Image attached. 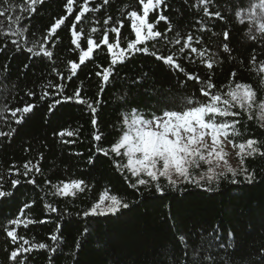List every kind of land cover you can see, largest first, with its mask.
<instances>
[{"label": "trees", "instance_id": "obj_1", "mask_svg": "<svg viewBox=\"0 0 264 264\" xmlns=\"http://www.w3.org/2000/svg\"><path fill=\"white\" fill-rule=\"evenodd\" d=\"M82 2L76 0L74 11L69 15L66 0H45L36 6L34 13H24L21 26L28 31L23 36L0 34V131L12 132L10 136L0 137V190L12 193L0 198V264H11L8 254L16 245L4 229L9 219L18 217L26 203L31 207L25 208L19 218L36 222L27 228L23 225L16 228L19 235L32 243L52 245L50 236L59 224L58 235L62 237L55 253L33 249L26 254L27 264H264V157L257 154L244 159V167L254 175L251 183L244 180L243 174H238V182L232 183L229 173L227 179L211 184L180 182L173 188L161 178L164 188L161 193L154 187L140 186L137 190L130 186L135 178L127 170H117L113 163L114 160L126 163V157L96 153L97 146L110 147L122 135L121 128H126L122 125V113L136 108L159 114L161 108L176 107L186 97L200 98L199 90L204 85L188 80L184 73L144 53L118 62L105 84L102 76L96 75L111 64V54L102 44L68 79L70 61L79 63L80 49L71 43L70 26ZM89 7L99 10L86 13L77 23L76 30L84 31L81 48L86 50L87 38L101 43L105 31L103 21L108 15L113 17L108 28L115 26V21H123L122 47L134 39L127 12H142L139 0H109L108 5H103V0H90ZM217 8L225 20L205 18L198 0H166V6L150 13L149 20L155 23L160 12L167 16L168 22L160 21L155 26L165 33L170 23L173 31L167 33L169 40L174 41L177 35L186 39L187 34L202 38V46L208 50L206 55L215 60L213 69H207L194 56L192 61H180L188 73L199 76L201 81L210 75L217 89L235 82L251 83L258 88L260 78L250 70V58L255 54L257 63L264 60V38H260L255 27L249 33V24L241 23L235 15L247 9V0H213L210 10ZM62 16L68 18L55 37L48 40L49 45H54L49 47L53 57L27 53V47L46 36L51 24ZM97 20L99 24L95 23ZM201 20L205 21L207 31L200 30ZM225 23L230 33L229 53H224L221 47L220 33L225 30ZM0 24L6 32V17H0ZM92 27L98 31L92 33ZM108 35L112 42L115 34ZM252 35L258 39L253 41ZM13 40L19 44L13 45ZM147 46L150 51L161 54L179 48V45L165 44L163 39L148 41ZM53 68L64 78L57 76ZM233 71L236 72L234 81ZM49 81L64 85L61 95L56 94L58 90ZM102 85L103 91H100ZM77 90L81 99L97 109L95 114L87 104L63 99L74 96ZM28 91L34 95H26ZM44 92L48 95L41 99ZM29 103L35 105L34 109L25 114L22 123L16 124L11 110ZM239 119L245 127L241 128L243 136L235 138L237 143L248 138L264 141V128L258 120L248 121L246 116ZM61 131L65 132L64 137L59 136ZM68 131L73 136H67ZM96 134L102 135L101 141H95ZM29 160L38 163L40 172L33 170L29 177L17 176L12 165L22 173L23 164ZM239 168L240 164L236 169ZM194 174L198 175L199 170ZM33 178L35 184L27 182ZM12 179L21 180L15 189L11 186ZM72 179H83L88 187L75 197L51 196L52 184ZM105 191L123 198L129 207L115 214L85 217L84 211L98 202ZM48 203L58 211H46Z\"/></svg>", "mask_w": 264, "mask_h": 264}, {"label": "snow or ice", "instance_id": "obj_2", "mask_svg": "<svg viewBox=\"0 0 264 264\" xmlns=\"http://www.w3.org/2000/svg\"><path fill=\"white\" fill-rule=\"evenodd\" d=\"M45 0H23L22 3H11L10 0H0V17H6L8 22L7 31H3V24H0V34L5 36H23L28 31L27 27H22V18L24 13H34L36 6L43 4ZM90 0H83L79 4V11L74 16V22L71 24V43L80 49L78 57L79 63L70 61V73L68 79H71L76 74L80 65L83 64L86 58H90L93 55L95 49L100 48L101 44L107 46V51L111 54V64L109 67L103 68L102 73L97 72V76H102V81L106 84L110 75L112 74L113 67L118 62H124L126 59L134 56L137 53L150 54L156 57L158 60L163 61L171 68H175L178 72L184 73L188 80H194L197 83H203V87L200 88L201 97L192 98L186 97L182 104L176 107H163L159 110V114L156 112L144 113L136 108L122 113V135L120 138L111 144L110 147H96V153H102L104 156H109L110 153L116 157H126V163L114 160L113 163L117 170L123 172L127 170L131 177H134V182L130 181V186L139 190L140 186H144L145 189L155 188L157 192L163 193L164 188L161 186V178H165L169 187H176L178 183H195L202 186V182L211 184L218 181L221 178L227 179L228 174H231V182L237 183L236 177L238 174H243L245 181L251 183L254 179V175L249 172L248 168L244 167V159L246 157L259 154L264 157V141H258L256 139H245L243 142L237 143L236 137L243 136L241 128L245 125L241 123L239 117L246 116L248 121L258 120L260 127L264 128V60L257 63V56L253 54L250 58V64L258 77L260 78V85L258 88H254L251 83H229L221 89H217L216 85L212 83L211 76H207L203 81L200 77L188 73L181 64V59L192 61L193 57H197L200 63L207 69H213L215 60L212 56L206 55L207 49L204 48L203 40L200 36H193L187 34L186 39L177 35L174 41L167 38V33L172 32L173 29L169 23L165 33L156 30V24L160 21L168 22V17L162 12L156 15L155 23L150 22V13H154L162 6H166V0H139V5L142 6V12L131 10L127 12V16L131 20V30L134 32V39L127 42L126 47L121 46L120 42V30L123 26V21H115V26L108 28L110 22L113 21V17L108 15L103 24L105 31L100 44L95 39L87 38L86 50L81 48L80 38L84 35L83 29L77 31V23L82 21L86 13L98 11L97 8L89 7ZM76 0H66L65 8L69 15L74 11V5ZM213 0H198V6L202 8L203 16L207 19L216 18L217 20H225L221 10L217 8L215 11L210 10ZM109 0H103V5H108ZM124 14L123 12L121 13ZM240 18L241 23L247 22L249 24L248 31L251 33L253 28L258 25L260 38H264V0H247V11L243 9L235 13ZM245 16L247 20H245ZM67 16H62L55 19L47 30L46 36L40 41H34L31 47H27V53L36 57H46L51 59L53 57V51L49 50L50 46L48 40L55 37L57 30L65 23ZM96 24L100 22L95 21ZM200 30L207 31L205 28V21L201 20ZM97 27H92L91 32L96 33ZM115 34L112 42L109 40L108 33ZM222 36L221 47L224 53H229L230 33L226 28L220 33ZM157 39H163L165 44L179 45L178 49L167 53L161 54L157 51H150L147 46L148 41ZM183 39V43H182ZM251 39L256 41L258 37L252 35ZM13 45H18V40L12 41ZM198 45V46H194ZM39 48V51L35 49ZM22 50V49H18ZM52 71L60 76L64 77L56 72L53 68ZM236 78V72L231 73V79L234 81ZM49 85L55 87L57 95H61L64 89L63 84H52L49 81ZM213 89H216L213 91ZM103 91V85L100 88ZM28 96H33L32 91L26 93ZM48 95L44 92L41 95V99H44ZM64 100L75 99L81 104H87L90 111L95 114L97 109L92 104L81 99L80 92L77 90L74 96H65ZM60 103L59 100L56 101ZM99 103V101H97ZM34 104H25L22 107H16L11 110V116L14 118L16 124L23 122L25 114L31 113L34 109ZM50 108L52 105L49 106ZM19 114V116H18ZM93 126L96 125V119H92ZM14 131V130H13ZM12 135V132L0 131V137H7ZM67 136H73L72 131L66 133ZM60 137L65 136V132L59 133ZM232 139H229V137ZM95 141H101L102 135H94ZM231 144L233 148L239 149L240 156V168L236 169L231 166L227 159V152L225 148L227 144ZM67 143V141H65ZM123 150V151H122ZM42 159V156H41ZM89 164L93 163V160L89 159ZM17 176L29 177L30 173L40 172L38 163H33L31 160L26 161L23 164V172L15 165H12ZM203 169V170H201ZM199 170V174L196 173ZM11 174V172H10ZM177 177L178 179H174ZM125 179H129L125 176ZM30 184H35V179H29L27 181ZM51 183V182H49ZM21 184L20 179H12L11 186L13 189L17 185ZM88 185L83 179H72L70 182L58 183L51 185V196H63V197H75L77 192H84ZM12 193L0 190V198L10 196ZM32 203H35L33 201ZM31 207L30 204H24L20 209L18 217L8 220V227L5 228L6 236L10 238L11 243L16 245L8 254V259L11 264H27V255L33 249H48L50 252L55 253L59 246V241L62 239L58 235L60 232V225L57 224L55 233L50 236L52 245L46 243H32L29 239L19 235L16 228L23 225L25 228L29 224L35 223L32 219H20V216L24 215V209ZM129 204L123 200V198L117 195H109L105 191L99 196L98 202L92 204V206L85 210L83 215L87 216H100L108 215L109 213L115 214L121 208H128ZM46 211L49 213H56L58 210L51 203L46 204ZM62 215V214H61ZM180 240L183 242L184 237L181 236ZM26 245H29L26 247ZM78 247V245H77Z\"/></svg>", "mask_w": 264, "mask_h": 264}, {"label": "rangeland", "instance_id": "obj_3", "mask_svg": "<svg viewBox=\"0 0 264 264\" xmlns=\"http://www.w3.org/2000/svg\"><path fill=\"white\" fill-rule=\"evenodd\" d=\"M247 9L245 10V12ZM245 20H247V17L245 16ZM258 29V25L255 27ZM227 144V141H225ZM225 151L227 152V159L232 167L237 168L240 164V156H239V149L233 148L231 144H227V147L225 148ZM174 179H178L177 177H173Z\"/></svg>", "mask_w": 264, "mask_h": 264}]
</instances>
